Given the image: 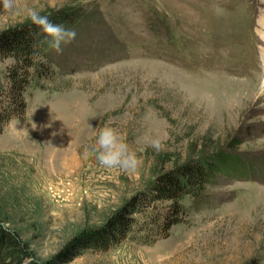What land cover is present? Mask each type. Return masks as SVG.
Returning <instances> with one entry per match:
<instances>
[{
	"label": "rangeland",
	"instance_id": "obj_1",
	"mask_svg": "<svg viewBox=\"0 0 264 264\" xmlns=\"http://www.w3.org/2000/svg\"><path fill=\"white\" fill-rule=\"evenodd\" d=\"M18 2L77 32L62 53L45 50L46 76L0 135V214L33 264H264V0ZM27 22L0 19V34ZM13 63L0 59V80ZM244 84L257 90L246 98ZM106 126L136 152L135 171L84 158ZM200 160L210 182L163 231L171 204L147 195L158 176ZM135 197L149 215H133L150 223L136 228L142 241L84 246Z\"/></svg>",
	"mask_w": 264,
	"mask_h": 264
},
{
	"label": "trees",
	"instance_id": "obj_2",
	"mask_svg": "<svg viewBox=\"0 0 264 264\" xmlns=\"http://www.w3.org/2000/svg\"><path fill=\"white\" fill-rule=\"evenodd\" d=\"M63 19L64 21L61 22L60 17L50 18L56 24L65 25L68 19L66 21L65 18ZM45 40L44 34L31 22L0 34V59H10L14 62L4 72L3 80H0V135L12 120L20 119L25 114L27 104L24 93L36 77H44L47 74L48 65L42 61L45 50L48 49L43 43ZM209 171V164L205 160H200L158 176L151 194L147 195L146 199L149 202L153 200L171 204L164 216L163 231L164 229L169 231L173 226L183 222L182 201L187 196L197 197L205 190L211 180ZM138 201L139 198L135 197L127 206L116 212L105 228L85 240L84 246H91L95 250H106L112 246L117 247L131 237L142 241L143 238L136 235L138 226L133 215L138 214L142 218L149 215L145 211L143 201L140 205L142 208L138 207ZM0 221H4L1 214ZM150 221L155 222L154 219ZM149 224L143 223L137 231H148ZM77 243L69 247L72 254L75 253ZM29 254L27 245L18 233L0 228V264H21L22 258Z\"/></svg>",
	"mask_w": 264,
	"mask_h": 264
},
{
	"label": "clouds",
	"instance_id": "obj_3",
	"mask_svg": "<svg viewBox=\"0 0 264 264\" xmlns=\"http://www.w3.org/2000/svg\"><path fill=\"white\" fill-rule=\"evenodd\" d=\"M0 5V19H16L23 16L44 34L46 40L43 43L57 54L62 53L63 46L72 43L77 37L74 29L52 22L47 15H42L33 7L21 6L18 0H0ZM257 82L258 87L264 89V74H258ZM33 125L35 128L36 125ZM151 147L159 152L163 150L164 145L160 138H155L151 141ZM83 155L85 159H94L104 169L132 172L140 165L136 152L114 127L106 126L100 129L94 144L85 149ZM10 227L9 222L0 221V228L3 230L10 231ZM23 264H33V258L26 257Z\"/></svg>",
	"mask_w": 264,
	"mask_h": 264
},
{
	"label": "bare ground",
	"instance_id": "obj_4",
	"mask_svg": "<svg viewBox=\"0 0 264 264\" xmlns=\"http://www.w3.org/2000/svg\"><path fill=\"white\" fill-rule=\"evenodd\" d=\"M261 27H262V29L260 30V33H261V35H262V38H263V40H264V17L262 18V22H261ZM262 55H263V59H264V51H263V53H262ZM256 80V79H255ZM237 81V80H236ZM230 82V81H229ZM254 84V83H253ZM255 85V84H254ZM254 87V86H253ZM256 88H257V86H256ZM249 89H253V88H249L248 87V84L247 85H243V88H240V90H244V92H242V93H240V94H242V95H244V97H246L247 98V94L245 93L246 92V90H249ZM254 90V89H253ZM255 90H257V89H255ZM254 90V91H255ZM251 92H253V91H251ZM259 92V91H258ZM250 93V92H249ZM264 93V92H263ZM259 94V93H258ZM254 95H255V92H254ZM252 96V95H251ZM247 100V99H246Z\"/></svg>",
	"mask_w": 264,
	"mask_h": 264
}]
</instances>
